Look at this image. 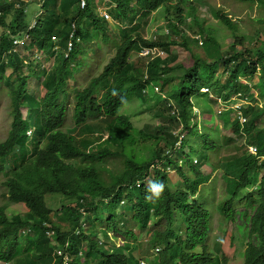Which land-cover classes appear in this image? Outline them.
Instances as JSON below:
<instances>
[{"label": "trees", "instance_id": "obj_1", "mask_svg": "<svg viewBox=\"0 0 264 264\" xmlns=\"http://www.w3.org/2000/svg\"><path fill=\"white\" fill-rule=\"evenodd\" d=\"M38 1L37 21L30 27V3ZM108 1L116 3L110 13L125 24L114 37L98 12V0H87L84 8L79 0H0V24L6 27L0 33V91L9 97V128L0 139V261L64 264L66 252L68 264H140L139 255L158 248L154 264H224L223 253L214 254L205 241L209 206L195 196L209 178L201 165L211 160L213 170L235 169L226 177L228 190L218 205L223 221L246 225L242 264H264V48L259 46L264 45V0H233L259 12L248 16L257 25L255 33L243 32L218 5L211 13L223 28L205 25L197 0ZM188 2L186 13L194 18L186 24ZM157 9L165 15L170 39L146 38L139 30ZM187 29L194 32L193 42ZM25 31L29 39L15 44L13 35ZM228 34L234 38L229 44L223 38ZM88 44L112 47L99 71H90ZM179 44L193 52L195 45H203L218 58L194 53L193 65L172 66V48ZM155 47L165 54H151L141 66L131 63L133 51ZM175 68L183 70L178 81ZM220 70L231 80L228 87L218 79ZM82 72L88 76L85 86L70 85ZM32 78L40 85L37 94ZM158 81L166 90L162 105L169 125L138 129L122 108L136 96L150 97ZM205 87L224 108L219 116L204 112L202 129L190 110L200 104L195 97ZM220 121L227 131L223 139ZM249 145L256 146L255 155L247 152ZM235 147L242 151L238 156L231 155ZM174 167L180 178L172 182L168 170ZM149 182L165 185L159 199H148ZM242 192L245 205L237 206ZM50 195L60 198V206L49 204ZM15 204L26 210L8 215ZM142 233L150 237L137 255L139 247L129 240ZM116 238L121 239L118 246Z\"/></svg>", "mask_w": 264, "mask_h": 264}, {"label": "rangeland", "instance_id": "obj_2", "mask_svg": "<svg viewBox=\"0 0 264 264\" xmlns=\"http://www.w3.org/2000/svg\"><path fill=\"white\" fill-rule=\"evenodd\" d=\"M100 1V2H99ZM196 1V0H195ZM197 2L199 3V5L197 6V12H199V19L200 21H203L205 23V25L207 26H215L217 28H223V25L220 24V22L218 21V19L216 18V16H213V14L211 13L214 6L218 5V6H224L226 8L227 11H229L231 13V16L233 17V20L238 23V25L240 26L241 30H243V32H249L250 30H253V32L255 33L257 30V25H253L251 23V20L248 19L249 15H252V17H255L259 12L255 9H249L247 7L241 6L238 3H236L233 0H197ZM99 3V7H98V12L103 15L105 13V11H107L108 13L110 12V4L107 2V0H98ZM190 2L186 3L184 9H186L185 11V17H184V21L187 23L192 22L194 15L192 13L187 14V9L190 8L191 5H189ZM39 1L38 2H34V3H30V10H36L39 8ZM110 14V13H109ZM14 15V10L11 9L10 13L8 14V16L6 17V20L8 22H10L13 18ZM107 18V17H106ZM109 21V35L111 37L117 36V33L119 34L120 28L124 26V24L122 22H120L119 20H113L112 18H107ZM192 26H194V28L197 26L196 24H192ZM196 29V28H195ZM6 30V27L2 26L0 24V33H3ZM140 32H143V35L152 38V39H159L160 35L164 36L166 39H170L169 37H166L167 35V30L168 27L166 25V18L165 15L162 11V9H159L155 12H153V14L150 16V21L149 23H141L140 24V28H139ZM194 32L192 30H188L186 32V36L187 38L190 40V42H193L192 38H193ZM219 36V33L217 34ZM172 36L174 38H178L176 35L172 34ZM22 39L21 42H19L18 45L22 44L23 42L27 41L28 38L26 37V35H22ZM224 41H227L229 43L234 41V38L232 35L228 34V35H224L223 36ZM101 41V40H100ZM225 44V46L227 45ZM95 45V44H94ZM93 44H88L87 46H85V49L88 52V56L90 59V62L93 64V66L91 67L90 71L93 72L95 70L98 69L100 66L104 63L105 59L103 60V57H106L108 54H110L113 50L112 47L110 46H99L96 45L94 47ZM259 46H263L261 48V50H263L264 45L260 44ZM258 46V47H259ZM194 47V46H193ZM95 48V49H94ZM239 48H241V46H239ZM257 48V47H256ZM255 48V49H256ZM193 49V48H192ZM190 48H186L184 45H177V46H173L172 48V52L175 53L176 59L171 61L170 65L177 67L178 64H183L186 67H189L191 65H193L194 63V58L196 54H200L201 57H208V58H213L216 57L218 58V55H213V53L215 51H211L206 53V50L204 48L203 45H195L194 47V52L193 50ZM161 52V51H159ZM26 55H30L32 57H35V53L31 52V51H26L25 52ZM167 56V55H166ZM130 61L134 66H141L144 63H147L148 61V55L145 54V52L143 51H133L131 57H130ZM49 62L47 61L46 63H43L44 66L49 65ZM182 71L183 70H179L177 68H175L173 70V73L176 76V80L178 81V79L181 77L182 75ZM227 72L225 71H221L218 72V79L222 80V82L227 81V87L231 84V80L227 77ZM88 81V76L87 74L84 72L80 73L78 75V79L77 80H69L70 85L73 86H85L86 82ZM174 81V82H175ZM31 82L33 85H35V93L37 94L39 92L40 89V85H38L36 79L32 78ZM244 83H250L249 81L245 80L243 81ZM157 84H159L160 88L156 91H154L153 93H151L150 97L147 98V96L145 95V99H141L140 97L136 96L132 101L130 100V102L126 103L123 108L122 111L127 114L130 115L132 117V120L134 122V125L140 129V128H146L149 130H153V131H157V126L160 124H163L165 126L169 125V121L168 118L166 116V114H163L166 110L164 108V105H162V101H165L166 98V90L165 87L164 89L161 88V81L156 82ZM226 87V88H227ZM34 90V88H33ZM150 92H152V89H150ZM203 92V95H200V93ZM205 92H207V90L205 88H202L198 91L199 95H196L195 99L197 100L199 98L200 100V104L197 106H193L190 110L191 112V120L194 121H198L199 122V127H201L202 129H205V119L208 116L204 114V112H213L214 114H216L217 116L220 115L221 111L224 108L223 104H217L215 103V98L213 96V94L210 93V91H208V94H204ZM172 102H174L173 100H171ZM232 102L236 101V96L234 95L232 100ZM8 102H9V97L6 94L5 91H0V139L2 140L6 134H7V130L9 128V123H8ZM220 102V101H218ZM161 103V104H160ZM209 103V105L207 106V104ZM240 103V102H239ZM202 106H206L204 107V109L201 107ZM233 105H229V107H231ZM71 110L69 111V114L72 116V108H70ZM24 112L26 113V110H24ZM69 115V116H70ZM206 116V117H205ZM70 118V117H69ZM234 118V117H233ZM93 118H90V120H93ZM70 120H68L67 123V127L73 128V124L71 122H69ZM218 124V128L219 130H221L219 132V137L220 139H223V136L227 133L226 129L223 128V124L222 122H217ZM185 133V131H181V133ZM159 136L163 137L165 136L164 134H161ZM180 138L184 139L185 137L181 134ZM191 141L193 143H195L196 141V137L193 136L191 137ZM163 142V140H162ZM224 142V141H223ZM184 152L186 154H190L191 157L196 158V154L194 151L190 150L188 147H184ZM237 148H233L231 149V153L229 151H225V152H229L231 153L232 156H238L242 151L238 150L236 151ZM224 151V150H223ZM183 152V153H184ZM223 154H227V153H223ZM176 156V153H175ZM180 158H184V156H180ZM121 164V163H120ZM207 170L208 172H210L211 168L207 165H201V170ZM264 170V167L263 169ZM170 177H171V181L175 182L177 181L180 176L176 171V168L174 167L173 170H168ZM235 173V169L233 167H224L221 171H213L212 175L213 178L211 180V182L208 184L210 186H212L214 189H216L219 193L220 192H227L228 190V186L226 184V177L229 174H234ZM260 173V172H259ZM259 173H257L255 175V181L258 180L257 176L259 175ZM154 177V173L151 174V178ZM152 182H149L148 185H151ZM181 187V186H180ZM241 199H240V204H242L244 202V195L245 192L241 193ZM51 199L49 204L53 207V208H57L58 206H60V198L57 196H53L50 195ZM212 198V195L210 196ZM1 203V200H0ZM211 204H209L210 207ZM26 207L24 206V204H15V205H10L8 207L7 213L8 215H12L14 214L16 211H25ZM211 227L209 228V236L211 235V238L213 236L214 233H221V236L217 237L218 239H216L213 243H210V245L214 248V246L216 245H221L222 249H225L226 253L229 256V262L228 264H241L242 263V259L240 253L242 254L244 249H245V243H246V234H244L243 231H241L243 229V222L242 220H240V222L238 223H234V224H228L226 227L224 225H221L219 231H217V225H213L214 224V218H213V211L211 212ZM241 230H239V228ZM136 232H138V230H136ZM149 233H142V234H138V238L135 241H130L132 242L134 245L138 246V250L135 251V253L138 255L140 250L144 248V246H147V241L149 240ZM118 239V238H117ZM117 243H119V240L116 241ZM141 250V251H142ZM152 251V250H151ZM68 255V254H67ZM156 255V251H153L151 254L147 255L145 257V260L149 261L151 259H153ZM69 256V255H68ZM67 260V259H66ZM156 260V258L154 259Z\"/></svg>", "mask_w": 264, "mask_h": 264}, {"label": "clouds", "instance_id": "obj_3", "mask_svg": "<svg viewBox=\"0 0 264 264\" xmlns=\"http://www.w3.org/2000/svg\"><path fill=\"white\" fill-rule=\"evenodd\" d=\"M8 1H12V0H8ZM107 2L109 3V1L107 0ZM79 5H80V7L81 8H84L85 6H86V4H87V0H79ZM110 4V7L111 6H114V7H116V3H109ZM39 9V8H38ZM38 9H36V10H34V11H32L31 12V14H30V17L29 18H31V25H30V27H33V26H35V24H36V21H37V19H35V15H34V13H36L37 11H38ZM157 10H159V9H157ZM156 10V11H157ZM155 12V11H154ZM110 13V12H109ZM107 11H105V13L103 14V15H105V17H107V18H112L113 20H119V19H116L114 16H113V14L112 13H110L109 14ZM153 13H151L150 14V16L152 15ZM150 16H149V19L147 20V21H145L144 23H149V21H150ZM106 18V19H107ZM108 20V19H107ZM120 21V20H119ZM109 22V21H108ZM121 22V21H120ZM124 24V23H123ZM125 25V24H124ZM75 26V25H74ZM121 29V28H120ZM74 31V30H73ZM142 34H143V32H141ZM22 35H26V37L29 39V34H28V32L27 31H25V32H21V33H18L17 35H13V38H14V43L15 44H19V42H21V40L20 39H22L23 37H22ZM72 36V35H71ZM144 37H146V38H149V37H147V36H145L144 35ZM70 46H71V43H69V48H70ZM140 51H143V52H145V54H147L148 55V57L150 56L151 57V54H160V55H162V54H165V52H164V50L163 49H161V48H158V47H155V48H143V49H141ZM139 51V52H140ZM159 51H161V52H159ZM152 87H153V92L154 91H156V90H158L159 88H160V86H159V84H152ZM205 89H206V87H205ZM207 90V89H206ZM152 92V93H153ZM151 94V93H150ZM238 105H239V103H237V104H234V106L235 107H238ZM26 110V109H25ZM176 109H174L173 110V112L175 111ZM141 129V128H140ZM182 131V130H181ZM180 131V132H181ZM247 152L248 153H251L252 155H255L256 153H257V149H256V146H254V145H249L248 146V149H247ZM211 164V160H210V162H208L207 164H204V165H207V166H209L210 168H211V170H210V172H208L207 170H203L202 169V171L206 174V175H208L209 176V178L207 179V182L206 183H202L199 187H198V189H197V191H196V193H195V196L198 198H201V201H203V202H206L208 205L207 206H209V204H211L210 205V207H209V209H210V211L212 212L213 211V218H214V224L212 223V226L213 225H217V231H219V229H220V227H221V225H224L225 227L228 225V223H226L225 221H223L222 220V214H221V210L219 209V197L221 198V196H222V194L223 193H225V192H218L216 189H214L212 186H210V185H208L210 182H211V180H212V178H213V175H212V172L213 171H217V170H213V165L211 166L210 165ZM219 171V170H218ZM169 172V171H168ZM165 191V185L163 184V183H159V182H156V183H152L151 184V186H150V192H151V195L148 197V199H153V198H156V199H159L161 196H162V194H163V192ZM212 195V198L210 197ZM203 196V197H202ZM51 199V198H50ZM50 199H48V201L50 202ZM241 205H245V204H239V205H237V206H241ZM211 222H212V220H211V213L209 214V223H208V227L210 228L211 227ZM238 222H240V220H238L236 223H238ZM243 222V221H242ZM209 228H208V231H207V233H206V243L208 244V246H209V249L211 250V251H213V253L214 254H217V255H221L222 253H223V255L225 256V259H223V262H224V264H228V262H229V256H228V254L226 253V251H225V249H222V246L221 245H216V246H214V248L210 245V243H213L216 239H218L217 237H219V236H221V233H214L213 234V236H212V238H211V235L209 236V234H208V232H209ZM239 228V230H241L240 229V227H238ZM245 228H246V225H245V223L243 222V229L241 230V231H243L244 232V234H246V237L248 236V233L245 231ZM112 236H113V233L111 234ZM138 238V237H137ZM117 240H119V243H117L116 242V245L118 246V245H120L121 244V239L120 238H116V241ZM247 240H248V238L246 239V243H245V247H246V245H247ZM133 241V240H132ZM245 250V249H244ZM153 251H156V255H155V257L153 258V259H151V260H149V261H147V260H145V257L146 256H141V255H139L138 256V258H140V264H154V263H156V260H157V257H158V248L156 249H153L152 251H151V253L153 252ZM58 253L59 254H61L62 253V251H60V250H58ZM240 255H241V258L243 257V259H242V263H243V260H244V251H243V253L241 254L240 253ZM156 258V260H154ZM63 259H64V264H68V261H69V258H68V255H67V253L65 252L64 253V256H63ZM67 259V260H66ZM241 263V264H242ZM0 264H12V262H1L0 261ZM210 264H213V262H211ZM214 264H218V262H215Z\"/></svg>", "mask_w": 264, "mask_h": 264}, {"label": "crops", "instance_id": "obj_4", "mask_svg": "<svg viewBox=\"0 0 264 264\" xmlns=\"http://www.w3.org/2000/svg\"><path fill=\"white\" fill-rule=\"evenodd\" d=\"M264 105V104H263ZM240 121L242 122V123H244V122H246V117L245 116H241L240 117ZM263 137V136H262Z\"/></svg>", "mask_w": 264, "mask_h": 264}]
</instances>
